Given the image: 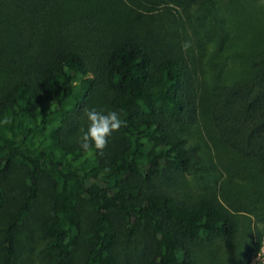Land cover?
I'll return each mask as SVG.
<instances>
[{
    "label": "trees",
    "instance_id": "1",
    "mask_svg": "<svg viewBox=\"0 0 264 264\" xmlns=\"http://www.w3.org/2000/svg\"><path fill=\"white\" fill-rule=\"evenodd\" d=\"M136 22L131 16L114 30L95 14H67V0H0V215L8 264L44 179L51 214L43 233L61 262L83 249L80 264H122L118 240L133 238L144 218L151 238L131 264H202L205 256L221 264L226 254L216 248L240 234L239 217L217 192L186 191L206 165L190 132L205 105L192 44L160 40ZM210 95L212 125L252 163L253 204L264 201V69ZM91 107L117 110L125 121L102 152L78 146ZM19 170L27 183L21 200L8 192ZM84 204L94 214L86 248ZM262 216V229L225 264L250 262L261 246Z\"/></svg>",
    "mask_w": 264,
    "mask_h": 264
},
{
    "label": "rangeland",
    "instance_id": "2",
    "mask_svg": "<svg viewBox=\"0 0 264 264\" xmlns=\"http://www.w3.org/2000/svg\"><path fill=\"white\" fill-rule=\"evenodd\" d=\"M180 1L67 0V14H95L107 21L114 30L122 27L133 16L141 29L150 36H157L160 40L163 37L174 43H183L188 38L192 44L195 62L198 63L199 93L205 96V105H200L190 132L194 143L206 156V165L188 178L186 191L194 197L209 187L239 217L240 234L232 241L220 242V248H216L220 253L225 252L226 255L218 260L225 264L244 247L248 238L253 237L257 228L262 229L264 201L258 200L253 204V200H257L255 192L258 187L252 186L255 178L252 163L233 153L212 125L210 93L221 84L234 83L255 73H262L264 0H207L200 5L185 7ZM222 26L225 28L223 32ZM167 32L175 34H167L169 38L163 36ZM48 184L49 181L44 179L41 195L32 201L28 218L18 232V252L13 264H80L83 261L81 249L71 261L61 262L57 251L49 246V239L43 233V225L51 214ZM236 191L240 192L238 199L231 194ZM8 192L18 200L27 195V183L22 170L13 173ZM83 209V246L86 248L92 241L94 214L89 204H84ZM5 219L0 215V264H8L4 242ZM150 238V221L139 219L134 237L129 239L121 236L118 240L116 251L122 264H131L137 259ZM202 264H215V260L205 256ZM248 264H264V233L260 249L253 253Z\"/></svg>",
    "mask_w": 264,
    "mask_h": 264
},
{
    "label": "clouds",
    "instance_id": "3",
    "mask_svg": "<svg viewBox=\"0 0 264 264\" xmlns=\"http://www.w3.org/2000/svg\"><path fill=\"white\" fill-rule=\"evenodd\" d=\"M83 117L86 127L78 137V146L85 152L93 149L102 152L113 134L117 133L125 123L121 112L117 110L86 108Z\"/></svg>",
    "mask_w": 264,
    "mask_h": 264
}]
</instances>
